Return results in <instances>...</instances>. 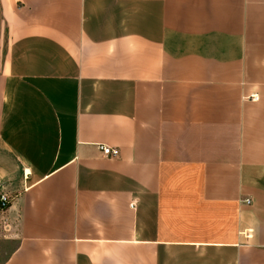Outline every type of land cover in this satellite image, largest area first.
Instances as JSON below:
<instances>
[{
    "label": "crops",
    "instance_id": "1",
    "mask_svg": "<svg viewBox=\"0 0 264 264\" xmlns=\"http://www.w3.org/2000/svg\"><path fill=\"white\" fill-rule=\"evenodd\" d=\"M1 193L0 264H264V0H0Z\"/></svg>",
    "mask_w": 264,
    "mask_h": 264
},
{
    "label": "built area",
    "instance_id": "2",
    "mask_svg": "<svg viewBox=\"0 0 264 264\" xmlns=\"http://www.w3.org/2000/svg\"><path fill=\"white\" fill-rule=\"evenodd\" d=\"M250 99L252 101H255V102L259 100L257 95L252 96ZM99 150L105 156L112 157V158L119 157V151L116 149H112V148H109L107 146H99ZM247 203H249V202H247ZM10 204H11L10 198L6 194L1 193L0 194V211L7 210L9 208Z\"/></svg>",
    "mask_w": 264,
    "mask_h": 264
}]
</instances>
